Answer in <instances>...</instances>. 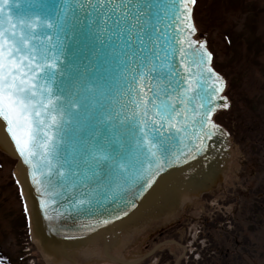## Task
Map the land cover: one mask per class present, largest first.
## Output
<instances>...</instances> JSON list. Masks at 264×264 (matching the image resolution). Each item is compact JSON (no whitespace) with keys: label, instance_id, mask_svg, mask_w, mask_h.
Masks as SVG:
<instances>
[{"label":"snow or ice","instance_id":"snow-or-ice-1","mask_svg":"<svg viewBox=\"0 0 264 264\" xmlns=\"http://www.w3.org/2000/svg\"><path fill=\"white\" fill-rule=\"evenodd\" d=\"M195 2L46 0L15 22L0 3V118L46 216L49 189L52 205L94 224L109 222L97 209L126 215L161 171L221 131L212 115L229 107L216 103L225 81L193 38Z\"/></svg>","mask_w":264,"mask_h":264},{"label":"water","instance_id":"water-1","mask_svg":"<svg viewBox=\"0 0 264 264\" xmlns=\"http://www.w3.org/2000/svg\"><path fill=\"white\" fill-rule=\"evenodd\" d=\"M3 2L4 0H0V3ZM43 2L46 0H19L21 7L18 8L16 0H10L13 22L24 14L38 11L35 5ZM29 4L33 5L31 9L28 7ZM7 17L6 6L0 13V23H3L5 28ZM192 22L194 23L193 17ZM193 38L206 41L204 38L196 37V32ZM205 75L207 77V74ZM224 97L226 96L221 92L216 101L217 105L229 104L228 98L225 100ZM222 109L226 108L217 107L212 119L214 114ZM215 123L220 126L221 131L205 141L207 147L200 152H185L179 163L172 162L161 171L148 189L152 193L150 196L147 192L137 195L132 201L136 207L124 208L123 212H126V215L116 211L115 219L111 216L110 208L107 213L97 209V212L109 222L94 224L92 220L70 209L65 201L61 200L58 205H52L51 200L56 199L55 189H49L50 195L46 197L49 200V209L48 215H45V210L41 207V190H38V186L33 182L29 166L21 162L15 143L7 133L6 121L0 118V140L3 141L0 143V151L15 160L13 177L24 205L29 238L44 264H82L93 259H107L123 264L136 263L137 260L122 259L121 254L125 248L145 231L176 220L186 202L192 201L204 192H214L222 185L230 170L231 140L227 130L219 123ZM161 176L165 177L163 181L160 180ZM18 179L20 183H17ZM45 183L47 184V181ZM131 190L135 191V188ZM127 199L131 200L132 197L129 196ZM25 204L28 206L27 210Z\"/></svg>","mask_w":264,"mask_h":264},{"label":"rangeland","instance_id":"rangeland-1","mask_svg":"<svg viewBox=\"0 0 264 264\" xmlns=\"http://www.w3.org/2000/svg\"><path fill=\"white\" fill-rule=\"evenodd\" d=\"M205 1L208 7L204 9L201 3L196 11L198 32L206 35L215 65L229 79L234 96L231 109L216 116L233 133L234 159L229 177L235 178L240 172L247 181L250 178L259 180L260 186L254 194L246 192L243 187L239 196L244 203L255 200V204H263V211L257 217L248 211L240 212L238 217H221L241 221L247 217L263 222L260 233L254 235L264 238V145L260 151L256 141L257 136L264 140V0H240L242 5H246L245 9L255 5L253 12H244L239 0ZM214 15H218L221 21L213 22ZM233 37L238 39L236 45L230 43ZM254 40L257 44L253 43ZM245 159L250 160L251 168L248 170L240 169V163ZM12 167L13 160L0 152V264L5 263V257H9L12 264H44L21 225L17 189L11 180ZM199 208L197 206V210ZM218 210L222 211L221 215H226L227 208ZM210 213L211 210L207 211L208 215ZM132 248L126 252L127 255L140 253L133 252ZM261 261L264 264V243Z\"/></svg>","mask_w":264,"mask_h":264},{"label":"flooded vegetation","instance_id":"flooded-vegetation-1","mask_svg":"<svg viewBox=\"0 0 264 264\" xmlns=\"http://www.w3.org/2000/svg\"><path fill=\"white\" fill-rule=\"evenodd\" d=\"M244 161L240 169H250L248 160ZM259 186V180L250 178L247 181L237 173L215 196L203 194L198 201L200 209L197 210L196 203H189L178 220L149 231L131 249L140 253L126 257L137 258L157 247L137 264H262L264 238L254 234L260 233L263 222L247 217L242 221L222 219L238 217L240 212L247 211L257 217L263 211V204H255V200L244 203L239 192L244 187L246 192L254 194ZM226 208V215H221L218 209Z\"/></svg>","mask_w":264,"mask_h":264},{"label":"trees","instance_id":"trees-1","mask_svg":"<svg viewBox=\"0 0 264 264\" xmlns=\"http://www.w3.org/2000/svg\"><path fill=\"white\" fill-rule=\"evenodd\" d=\"M242 2H243V0H241ZM239 2H240V0H239ZM201 3H204V0H196V4H195V8H194V17H195V20H197V22H198V15H197V13H196V11H197V8L199 7V5L201 4ZM240 4L242 5V3L240 2ZM204 6H205V4L203 5V8H204ZM245 6L246 5H242V10L245 12V11H247V10H250L251 12H253L252 11V9L253 10H256V6L255 5H251L250 6V8L248 7H246L247 9H245ZM208 7V6H207ZM213 11H214V9L213 8H211ZM258 13V12H257ZM219 16L218 15H214L213 17H212V21L213 22H215V23H218L219 21H221V20H219ZM253 38H250V40H252ZM238 41V39H236V37H233L231 40H230V43L232 44V45H236V42ZM253 43L254 44H257V42H256V40H254L253 41ZM230 83V82H229ZM231 84H229L228 85V87H227V93L231 96V98L233 99V95H232V92H231ZM250 108V107H249ZM263 129V131H264V128H262ZM21 225L23 226V229L25 230L24 231V233L26 232V222H25V217H24V215L22 216V218H21ZM8 263V262H7ZM9 264V263H8Z\"/></svg>","mask_w":264,"mask_h":264},{"label":"bare ground","instance_id":"bare-ground-1","mask_svg":"<svg viewBox=\"0 0 264 264\" xmlns=\"http://www.w3.org/2000/svg\"><path fill=\"white\" fill-rule=\"evenodd\" d=\"M87 264H112V263L105 260H97V261H90V263L88 262Z\"/></svg>","mask_w":264,"mask_h":264}]
</instances>
